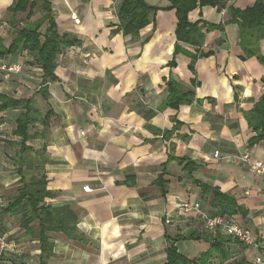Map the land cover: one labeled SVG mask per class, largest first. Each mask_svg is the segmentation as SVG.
<instances>
[{
	"label": "crops",
	"instance_id": "1",
	"mask_svg": "<svg viewBox=\"0 0 264 264\" xmlns=\"http://www.w3.org/2000/svg\"><path fill=\"white\" fill-rule=\"evenodd\" d=\"M14 1L0 0V63L19 64L21 71L7 77L0 71V104L3 98L30 101L39 120L29 127L32 138L22 143L13 132L26 109L0 113L7 135L0 141V235L9 244L3 264L40 262L32 235L21 229L18 216L5 213L33 176L46 179L47 204L68 207L78 218L80 239L48 234L53 250L47 264H165L170 245L191 264L206 252L209 264H254L259 249L221 231L206 232L203 219L185 214L180 204L199 203L208 216L248 229L264 245V179L238 160L245 150L264 159V142L248 146L255 133L244 117L264 94V40L261 62L245 57L236 24L227 23L223 31L204 29L200 51L212 54L191 61L179 52L171 66L174 10H159L154 23L132 38L116 31L123 0H30L35 7L29 19L10 12ZM43 1L57 32L80 43L57 55L48 100L39 91L37 55L20 48L6 53L19 30L43 21ZM144 1L170 6L167 0ZM254 2L234 0L226 7L244 10ZM228 19L224 8L188 13L190 23L218 25ZM40 25L43 34L47 22ZM180 48L195 52L185 44ZM170 79L193 93L191 104L163 106ZM85 186L91 191L84 192ZM209 189L234 197L243 213L219 215Z\"/></svg>",
	"mask_w": 264,
	"mask_h": 264
},
{
	"label": "trees",
	"instance_id": "2",
	"mask_svg": "<svg viewBox=\"0 0 264 264\" xmlns=\"http://www.w3.org/2000/svg\"><path fill=\"white\" fill-rule=\"evenodd\" d=\"M170 4L165 9L150 6L144 0H123L120 4L116 16L119 22L117 32L122 35H130L136 38L139 32L153 24L155 15L159 10H174L176 17L175 37L173 59L169 65L173 66L174 57L183 52L191 61L199 58L208 57L212 51H200L204 44L205 33L213 30L223 31L224 25L234 23L238 26L239 46L246 58L255 57L263 62L259 42L264 40V0H255L250 8L238 10L226 4L234 0H167ZM205 6L215 7L219 12L222 8L226 10L229 19L218 25L188 21V13L196 8ZM34 5L30 0H15L10 7V12L25 13L26 19H29ZM42 10L45 12L43 21L30 24L16 33L15 40L10 45L6 53H15L18 48L37 55L36 63L42 68V86L40 93L45 100H48L47 84L56 80L54 74L56 68L57 55L65 48L79 45V41L69 34H59L51 17L49 5L43 1ZM47 22V28L43 34L39 32L40 24ZM180 44L188 45L195 49L194 53L183 51ZM4 53V51H0ZM192 68V66H190ZM168 92L163 106L177 109L181 105H189L194 97L193 93L183 90L175 81L166 82ZM22 106L26 109L16 119V128L13 135L22 139V143L32 138L29 133V127L32 126L39 117L32 107L30 101L5 99L1 100L0 113L8 108ZM248 127L255 133V136L248 141L251 147L260 142H264V94L254 104L251 110L244 113ZM188 164V163H187ZM186 164V165H187ZM203 191H208L205 188ZM212 200L211 207L217 210L219 215L233 216L237 213H243L242 209L236 204L234 197L219 192L216 189H209ZM50 198V193L46 189V179L43 176H33L27 182L22 183L17 195L5 208V213L19 217V225L25 233L32 235L35 244L39 250V264H47L46 260L52 255L53 243L49 233H63L68 237L78 238L76 235L77 216L68 207H52L45 202ZM36 223L34 227L31 225ZM191 238V236H189ZM210 252L202 254L197 260L192 261L195 264H209ZM3 264V258L1 260ZM165 264H191V261L182 257L173 245H170L166 251Z\"/></svg>",
	"mask_w": 264,
	"mask_h": 264
},
{
	"label": "built area",
	"instance_id": "3",
	"mask_svg": "<svg viewBox=\"0 0 264 264\" xmlns=\"http://www.w3.org/2000/svg\"><path fill=\"white\" fill-rule=\"evenodd\" d=\"M224 13V11H222ZM76 24H79V20L73 16L72 17ZM0 71L7 77L10 74H17L21 71V66L19 64H6L0 63ZM7 135L5 132V122L0 121V141L6 140ZM214 157H218V152H215ZM238 160L245 164L250 172L262 179H264V159H258L253 157L249 151L245 150L238 156ZM84 192H90L91 189L88 186L83 187ZM2 203L0 199V204ZM182 211L185 214L195 213L199 217H201L204 221V229L206 232L210 234H215L218 231H221L227 237L236 240L241 245L246 248L256 247L259 249L260 255L264 254V245H259L256 243L252 234L248 229L239 226L236 223H233L229 220H225L220 216H208L205 212L201 210V206L199 203L190 204L189 202H183L180 204ZM9 247V244L5 237L0 235V264L1 260L4 256L5 251ZM257 256L254 258V264H264V259L261 256Z\"/></svg>",
	"mask_w": 264,
	"mask_h": 264
},
{
	"label": "rangeland",
	"instance_id": "4",
	"mask_svg": "<svg viewBox=\"0 0 264 264\" xmlns=\"http://www.w3.org/2000/svg\"><path fill=\"white\" fill-rule=\"evenodd\" d=\"M2 122H4V121H2Z\"/></svg>",
	"mask_w": 264,
	"mask_h": 264
}]
</instances>
